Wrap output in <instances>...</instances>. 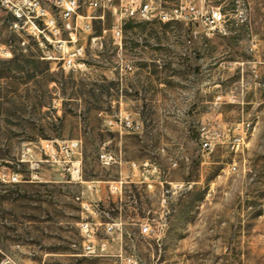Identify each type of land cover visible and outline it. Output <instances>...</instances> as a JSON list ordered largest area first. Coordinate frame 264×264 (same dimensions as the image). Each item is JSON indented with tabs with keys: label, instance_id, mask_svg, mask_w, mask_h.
I'll return each instance as SVG.
<instances>
[{
	"label": "rangeland",
	"instance_id": "rangeland-1",
	"mask_svg": "<svg viewBox=\"0 0 264 264\" xmlns=\"http://www.w3.org/2000/svg\"><path fill=\"white\" fill-rule=\"evenodd\" d=\"M205 3L222 32L126 23L120 51L106 12L75 69L0 5V264H264V0Z\"/></svg>",
	"mask_w": 264,
	"mask_h": 264
},
{
	"label": "built area",
	"instance_id": "built-area-1",
	"mask_svg": "<svg viewBox=\"0 0 264 264\" xmlns=\"http://www.w3.org/2000/svg\"><path fill=\"white\" fill-rule=\"evenodd\" d=\"M0 5L16 19L15 28H19L18 23L22 21L28 25L27 32L34 36L42 35L53 50L60 53L57 58L52 52L46 59L61 61L62 66L68 69H75L84 56V46L78 45L77 33L90 32L92 20H103L106 12L110 13L114 20L111 36L113 40L118 41L119 51L122 48V26L126 23L154 21L162 24L179 23L190 28L194 33L205 31L206 35H210L222 32L226 22L225 15L220 8L206 4L205 0H0ZM82 7L92 12L101 11L102 15L98 17H93L89 13L81 15L79 10ZM63 30L69 33L70 39L60 38ZM130 64V61L120 58L121 68L130 70ZM109 124L113 122L110 121ZM138 128V125H134L128 117L121 120L118 126L119 130L128 131H135ZM241 140L242 138L234 139L236 146ZM77 146L78 143L75 142L70 143L67 148L72 152ZM202 149L211 150V143L207 138L202 141ZM100 162L103 166H109L113 162V157L108 153H102ZM7 178L8 182H17L14 175H8ZM78 180L82 182L80 176ZM116 190L117 187H111V192ZM118 227L119 224L106 223L105 234L113 240L112 236ZM80 232L84 238L82 250L86 256L100 257L107 252V242H100L96 239L95 229L89 223L80 224ZM140 232L146 236L149 235L150 224H143ZM118 258L120 264H138L132 257L119 254Z\"/></svg>",
	"mask_w": 264,
	"mask_h": 264
}]
</instances>
